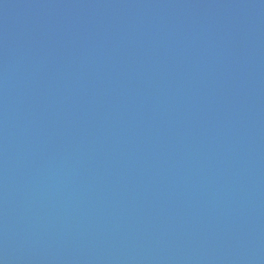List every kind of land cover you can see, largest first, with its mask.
<instances>
[{"label":"water","instance_id":"1","mask_svg":"<svg viewBox=\"0 0 264 264\" xmlns=\"http://www.w3.org/2000/svg\"><path fill=\"white\" fill-rule=\"evenodd\" d=\"M0 264H264V0H0Z\"/></svg>","mask_w":264,"mask_h":264}]
</instances>
